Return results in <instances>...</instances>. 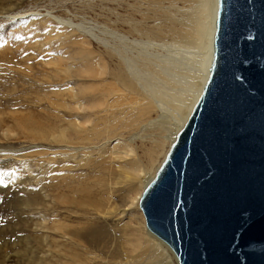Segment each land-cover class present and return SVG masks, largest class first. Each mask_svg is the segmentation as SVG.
Listing matches in <instances>:
<instances>
[{
    "label": "bare ground",
    "instance_id": "1",
    "mask_svg": "<svg viewBox=\"0 0 264 264\" xmlns=\"http://www.w3.org/2000/svg\"><path fill=\"white\" fill-rule=\"evenodd\" d=\"M175 1L109 0L107 15L112 25L107 32L111 39L105 35L94 36L98 46H89V39L78 40L77 58L68 55L44 62L47 76L62 77L75 67L71 72L79 69L75 75L81 78V83L89 84L79 90L70 89L69 100L60 104L67 103L71 111L83 119L79 122L73 120L67 126L76 138L75 142H69L70 145L89 141L97 122L104 121L110 107L120 99L139 96L145 111L132 122L124 121L123 126L130 128V134L138 135L139 145L133 147L128 143L126 146L123 142L111 148L106 157V168L110 172L107 180L102 183L96 180L87 184L80 182L73 189L62 190L59 199L64 205L61 209L65 213V223L54 230H60L59 237L64 243L48 246L46 251L51 259L41 256L38 260L41 264H178L171 248L145 227L138 202L144 186L160 164L158 154L166 153L165 143L169 146L184 126L207 77L212 56L216 0H200V13L193 23L186 22ZM22 2L0 0V20H19V14L23 13ZM48 14L40 17L49 22L53 21L50 17H54L62 22L59 24L63 27L67 23L71 25L58 14ZM31 16L35 15L28 18ZM73 31L71 28V33ZM152 38L161 40L159 44L167 48L184 50L186 46L196 47L200 54L198 63L186 71L181 63L173 64L167 57L150 59L148 53L143 54L146 53L142 50L145 47L141 45H146L150 39L153 42ZM151 45L149 47H153ZM0 52L1 63L15 58L14 50L3 48ZM69 61L75 64L67 65ZM144 71L161 83L157 85L144 80ZM156 102L168 112L165 124L150 122L149 113ZM88 122H91L90 127L85 126ZM63 130L58 135H62ZM9 132L7 128L5 136ZM139 132L143 133L141 138ZM146 142L150 143L148 148H145ZM1 149L4 148L0 146ZM74 149L71 156L78 154L80 148ZM133 184L137 191L132 189ZM73 192L79 195L75 197ZM47 193L40 201L43 206H47L45 198L51 194ZM16 262L14 256L0 252V264Z\"/></svg>",
    "mask_w": 264,
    "mask_h": 264
},
{
    "label": "rangeland",
    "instance_id": "2",
    "mask_svg": "<svg viewBox=\"0 0 264 264\" xmlns=\"http://www.w3.org/2000/svg\"><path fill=\"white\" fill-rule=\"evenodd\" d=\"M22 3L19 20H0V50L9 48L15 52L13 60L0 62V146L4 148L0 151V252L14 256L16 264H41L38 261L41 256L51 259L46 251L48 246L64 243L59 237L60 230H54L65 223L61 209L64 205L59 199L62 190L73 189L80 182L107 180L110 172L106 168V157L111 148L123 142L126 146L128 143L133 147L139 145L138 135L130 134V128L123 126L124 121L132 122L136 116H142L145 109L139 96L120 99L110 107L104 121L97 122L89 141L70 145L76 138L67 126L73 120L83 119L76 116L67 103L60 104L69 100L70 89L79 90L89 84L81 83V78L75 75L79 69L71 72L75 67L69 71L71 77L70 73L58 78L47 76L44 62L68 55L77 58L78 40L89 39V46H98L94 36L105 35L111 39L107 32L112 25L107 15L111 3L109 0H23ZM175 3L187 23L198 18L200 0H176ZM48 12L60 15L71 25L67 23L64 28L54 17H50L54 23L42 20L40 16L49 15ZM30 15L35 16L28 18ZM152 40L158 45L151 39L150 44L141 45L147 50L141 48L146 52L143 54L148 53L150 59L167 57L173 64L181 63L186 71L198 63L200 54L196 47L167 48L160 45L161 40ZM142 77L153 84L161 83L145 71ZM157 103L149 113L150 122L165 124L168 112ZM85 126L90 127L91 122ZM7 128L10 132L5 136ZM62 129L63 134L58 135ZM140 134L139 138L143 133ZM146 144L148 148L150 143ZM75 147L80 148L79 152L71 156ZM164 155L159 153L158 161L161 162ZM131 186L137 191L134 184ZM47 192L51 194L45 198L47 206H43L40 201ZM122 193L124 191L119 195ZM73 195L79 194L73 192Z\"/></svg>",
    "mask_w": 264,
    "mask_h": 264
},
{
    "label": "water",
    "instance_id": "3",
    "mask_svg": "<svg viewBox=\"0 0 264 264\" xmlns=\"http://www.w3.org/2000/svg\"><path fill=\"white\" fill-rule=\"evenodd\" d=\"M138 207L178 264H264V0H216L207 77Z\"/></svg>",
    "mask_w": 264,
    "mask_h": 264
}]
</instances>
